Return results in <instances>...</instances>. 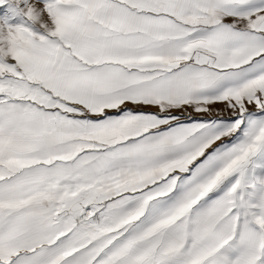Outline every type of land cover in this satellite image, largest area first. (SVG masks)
<instances>
[{"label": "snow or ice", "instance_id": "snow-or-ice-1", "mask_svg": "<svg viewBox=\"0 0 264 264\" xmlns=\"http://www.w3.org/2000/svg\"><path fill=\"white\" fill-rule=\"evenodd\" d=\"M0 264H264V0H0Z\"/></svg>", "mask_w": 264, "mask_h": 264}]
</instances>
